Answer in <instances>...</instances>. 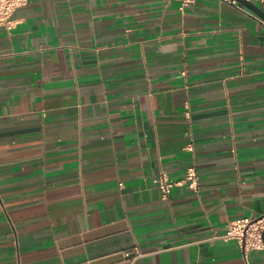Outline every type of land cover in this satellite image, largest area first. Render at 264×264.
I'll use <instances>...</instances> for the list:
<instances>
[{"label": "crops", "instance_id": "obj_1", "mask_svg": "<svg viewBox=\"0 0 264 264\" xmlns=\"http://www.w3.org/2000/svg\"><path fill=\"white\" fill-rule=\"evenodd\" d=\"M10 20L0 264H246L221 236L264 213V20L220 0H27ZM189 168L196 189L163 199L153 179Z\"/></svg>", "mask_w": 264, "mask_h": 264}, {"label": "built area", "instance_id": "obj_2", "mask_svg": "<svg viewBox=\"0 0 264 264\" xmlns=\"http://www.w3.org/2000/svg\"><path fill=\"white\" fill-rule=\"evenodd\" d=\"M179 9L182 10L187 5L193 4L195 0H177ZM234 7H243L236 0H220ZM254 3H263L264 0H249ZM27 3V0H0V27L9 29L11 27V15L16 8ZM182 74H184L182 72ZM154 184L161 192V197L167 199L171 188L174 185L185 184L191 189H196L197 173L193 168L187 169L181 180H173L166 174L161 173L153 179ZM264 229V213L253 218H242L228 223L225 233L221 236L224 241L234 240L238 249L247 262V253L251 250H260L263 253L264 260V244L262 241V231ZM127 255V254H125ZM264 264V263H263Z\"/></svg>", "mask_w": 264, "mask_h": 264}, {"label": "water", "instance_id": "obj_3", "mask_svg": "<svg viewBox=\"0 0 264 264\" xmlns=\"http://www.w3.org/2000/svg\"><path fill=\"white\" fill-rule=\"evenodd\" d=\"M239 4H241L243 7L248 9L249 11L253 12L256 14L259 18L264 20V11L258 7L254 2L249 1V0H236ZM262 241L264 244V229L262 231Z\"/></svg>", "mask_w": 264, "mask_h": 264}]
</instances>
